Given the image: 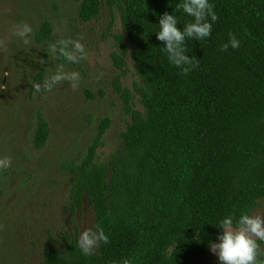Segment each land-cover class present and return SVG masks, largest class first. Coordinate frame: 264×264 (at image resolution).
<instances>
[{
    "label": "trees",
    "instance_id": "trees-1",
    "mask_svg": "<svg viewBox=\"0 0 264 264\" xmlns=\"http://www.w3.org/2000/svg\"><path fill=\"white\" fill-rule=\"evenodd\" d=\"M131 45L140 84L118 89L130 117L109 161L101 120L83 158L66 162L70 210L88 199L99 247L74 235L51 243L41 264H189L229 228L248 226L264 203V0H105ZM102 0H82L91 21ZM44 22L38 44L51 38ZM112 59L125 66L119 39ZM64 64L65 44L57 45ZM40 70L36 81L43 79ZM49 138L40 121L34 145ZM240 264H264V239Z\"/></svg>",
    "mask_w": 264,
    "mask_h": 264
},
{
    "label": "rangeland",
    "instance_id": "rangeland-1",
    "mask_svg": "<svg viewBox=\"0 0 264 264\" xmlns=\"http://www.w3.org/2000/svg\"><path fill=\"white\" fill-rule=\"evenodd\" d=\"M81 1L0 0V264H41L51 243L76 230L83 247H99L89 200L70 210L65 164L83 158L107 116L111 125L98 157L109 161L121 149L130 117L118 89L134 93L140 79L118 15L102 0L97 18L83 21ZM44 22L51 38L38 44L34 36ZM121 38L128 50L123 69L112 59ZM59 43L68 51L64 64ZM40 121L49 126L43 148L34 145ZM227 233L237 240L218 241L189 264H240L264 239V203L248 226Z\"/></svg>",
    "mask_w": 264,
    "mask_h": 264
}]
</instances>
